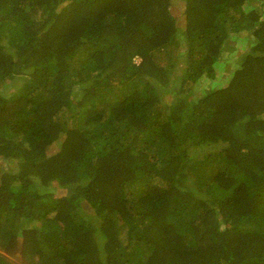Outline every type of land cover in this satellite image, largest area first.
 <instances>
[{"label":"trees","instance_id":"trees-1","mask_svg":"<svg viewBox=\"0 0 264 264\" xmlns=\"http://www.w3.org/2000/svg\"><path fill=\"white\" fill-rule=\"evenodd\" d=\"M170 2L0 0V264H264V0Z\"/></svg>","mask_w":264,"mask_h":264},{"label":"rangeland","instance_id":"rangeland-1","mask_svg":"<svg viewBox=\"0 0 264 264\" xmlns=\"http://www.w3.org/2000/svg\"><path fill=\"white\" fill-rule=\"evenodd\" d=\"M184 0H171L169 11L172 14L173 17H175L177 25L179 28H181V25L183 24V19L181 16V13L184 10ZM253 8V5L247 4L245 6L244 10L245 12H248ZM251 30L246 31L245 33H238L237 35L232 34L230 31L228 32L227 38L225 37L220 45V51H219V57L217 59L218 62L214 64V70H215V78L212 80V82L209 79H204L201 81L203 84L196 83L192 86V92L195 93L194 89H197L198 91V85L199 87H203L204 89H210V88H216V87H223L228 84V80L230 78V72L235 69L237 66V61L242 59V56L244 53L248 52V43L250 39ZM245 48V49H244ZM162 58V56L160 57ZM139 59L135 58L134 63L138 64ZM177 68L180 70L182 69V65H178ZM19 80L13 81L7 90L9 92H13V90H16L20 84ZM178 85V83H177ZM177 85L173 82H171V87L176 88ZM183 97V95H179L178 98ZM264 117V115H263ZM60 143L56 142L53 144L49 151L47 152V155L49 156L52 153H55L59 148ZM195 152H198V150H195ZM6 168L11 169L12 171L16 172V170L19 168V162L16 159H4L0 157V173L4 171ZM55 187V185H53ZM55 194V196H59L60 193H62V190H56L52 188V191L50 193ZM38 225V224H37ZM119 237L122 242H124L123 239V232L119 234ZM11 261H15L14 258H9Z\"/></svg>","mask_w":264,"mask_h":264},{"label":"clouds","instance_id":"clouds-1","mask_svg":"<svg viewBox=\"0 0 264 264\" xmlns=\"http://www.w3.org/2000/svg\"><path fill=\"white\" fill-rule=\"evenodd\" d=\"M139 59V58H138ZM140 60V59H139ZM140 62V61H139ZM230 79V78H229ZM229 81V80H228Z\"/></svg>","mask_w":264,"mask_h":264}]
</instances>
